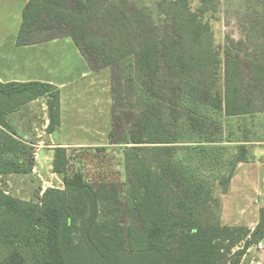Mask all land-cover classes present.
<instances>
[{
	"label": "trees",
	"instance_id": "16d2710c",
	"mask_svg": "<svg viewBox=\"0 0 264 264\" xmlns=\"http://www.w3.org/2000/svg\"><path fill=\"white\" fill-rule=\"evenodd\" d=\"M259 2L263 10L243 25L245 38L227 36L223 59L209 20L219 0L197 8L191 0L28 1L19 46L70 37L93 71L122 66L128 84L142 89L144 108L122 139L114 140L121 124L109 134L111 143L129 145L117 148L124 191L121 181L74 170L82 157L66 146L53 159L63 188L28 200L0 187V264H242L264 241V206L254 228L224 225L217 194L229 192L240 163L256 158L248 136L226 140L222 118L264 111ZM41 97L52 133L62 124L57 86L0 82V176L33 172V144L6 116Z\"/></svg>",
	"mask_w": 264,
	"mask_h": 264
},
{
	"label": "rangeland",
	"instance_id": "374dc122",
	"mask_svg": "<svg viewBox=\"0 0 264 264\" xmlns=\"http://www.w3.org/2000/svg\"><path fill=\"white\" fill-rule=\"evenodd\" d=\"M200 1L191 0L192 7L197 8ZM219 1L220 6L217 16L209 18V20L214 30L217 49L224 59L227 36L236 41L244 39L243 25L256 20V12L262 11L263 8L259 6V0ZM242 55L248 56L245 51L242 52ZM94 75L95 77L91 80L94 82L92 86H88L91 82L89 80L87 83L76 84L64 90L62 101L65 123L60 128L61 130L57 129L55 130L56 132L54 131V136L62 134L66 139L75 137L89 140L81 144L66 146L69 147L76 158L82 157V162L77 161L73 169H82L88 176L93 177L100 174L121 181L124 191L127 181L124 166L125 159L123 153L118 151L117 148L121 149L129 145L121 142L111 143L109 134L114 131L117 124H121V130H118L114 140L122 139V129L124 130L128 126L131 127L130 123L134 120V117L142 113L144 108L141 98L142 89L136 84H128L124 77L122 66L102 68L96 71ZM33 104L35 105L32 114L33 118L37 119V124L44 130L42 125L46 118H49L47 99L41 97ZM89 106L93 108L91 112L94 119H86ZM257 106V109H259L260 105L257 104ZM14 119V116H12V125L17 128ZM222 119L224 121V136L226 140L241 141L248 136L249 139L253 140L252 142L264 141V111H258L246 116L224 117ZM39 133L42 136L37 139L42 137L44 139L45 134L41 133V131ZM34 143L38 145V142L35 141ZM46 145L47 142L45 140V144L41 148H45ZM32 146L36 155V164L33 172L1 175L0 187L14 196L37 200L46 188H63L64 183L63 177L53 172L51 157L43 156L42 158L39 147ZM102 147H106L108 150L103 152L97 150ZM253 149L258 156L260 154L259 161L264 165V144H254ZM255 161L256 159L251 162ZM257 164L260 165L259 162ZM257 167L255 166L254 168V177L245 176V173L241 170L237 179L231 182L227 195L220 191L218 192L217 195L221 199L222 211L220 218L222 224L242 225L247 223L250 220V215L253 214L251 211H255L257 207L264 204L263 185L257 181L258 177L256 176L257 169L261 170L264 168L262 166ZM123 197L126 198V194H123ZM128 206L129 203H126L122 218L124 224H128L130 221V213L128 214L126 211ZM239 206H243L250 215L246 214V212L239 214L237 210ZM253 260H256V262H253ZM258 261H262L264 264V250L257 249V252L252 253L250 260L247 258L244 264H257Z\"/></svg>",
	"mask_w": 264,
	"mask_h": 264
},
{
	"label": "crops",
	"instance_id": "0c3cea01",
	"mask_svg": "<svg viewBox=\"0 0 264 264\" xmlns=\"http://www.w3.org/2000/svg\"><path fill=\"white\" fill-rule=\"evenodd\" d=\"M28 1L29 0H0V82L10 83L41 81L57 86L61 91L62 124L58 128L60 129L65 123L62 101L64 90L70 86L87 83L89 80L91 81L93 77H95V71L91 69L89 63L73 39L70 37L56 38L31 45L19 46L17 44L23 10ZM91 82L88 84V86H92L94 84V82ZM35 101L36 100L31 101L21 108L9 112L6 118L10 126L24 139V141L29 144L31 143L35 145V141L39 142L41 139H43V137L41 139H37L41 136L39 131L45 134L46 139L44 136V141L46 140L47 145L45 148H39V152L42 158L43 156H47L49 158L51 157V167L53 168L54 153L58 146H71L72 144H81L83 142H88L89 140L87 141L85 139L83 140L82 138L80 139L75 137L66 139L64 136H62V134L54 136L56 131L49 133L47 130L50 123V119L48 117L42 125L44 128L43 130L37 124V119L33 118L32 115L33 108L35 106L33 103ZM92 110L93 108L89 106L86 119L93 118L91 112ZM12 116L15 118L14 123H16L17 128H14L12 125ZM84 126L88 127L86 125ZM250 143L252 145L260 143L264 144V141H251ZM44 152L45 154H43ZM255 155V162H242L239 164L233 180L237 179L241 170H243L245 176L254 177L253 172L255 166H258L257 168L261 166L264 168V165H262V163L259 161L260 154L258 156L255 153ZM257 162H259L260 165H258ZM246 166L248 167L246 168ZM263 170L264 169H257L256 176L258 177L257 181L263 185L264 189ZM43 192L44 191H42V193ZM263 206L264 204L257 207L258 210H252V215L248 214L243 206H239L237 209L239 214L246 212V214L250 215L249 222L243 224L254 228L259 221L260 209ZM257 249V244L251 246L245 254L242 264H244L247 258L250 260L251 254L256 253ZM253 262H256V260H253ZM258 262L263 263L262 261Z\"/></svg>",
	"mask_w": 264,
	"mask_h": 264
},
{
	"label": "built area",
	"instance_id": "2783aa9c",
	"mask_svg": "<svg viewBox=\"0 0 264 264\" xmlns=\"http://www.w3.org/2000/svg\"><path fill=\"white\" fill-rule=\"evenodd\" d=\"M42 136V135H41ZM43 144H45V141H44V139H41L39 142H38V145L37 144H35L34 146H36L37 148L39 147V148H41L42 147V145ZM35 157H36V155H35ZM257 247H258V249H260V250H264V242H259L258 244H257ZM254 264V263H253ZM257 264H263V263H259V262H257Z\"/></svg>",
	"mask_w": 264,
	"mask_h": 264
}]
</instances>
